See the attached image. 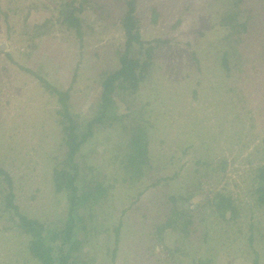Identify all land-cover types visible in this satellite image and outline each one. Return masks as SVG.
Segmentation results:
<instances>
[{"label":"rangeland","instance_id":"obj_1","mask_svg":"<svg viewBox=\"0 0 264 264\" xmlns=\"http://www.w3.org/2000/svg\"><path fill=\"white\" fill-rule=\"evenodd\" d=\"M63 1L0 0V264H43L10 203L42 224L52 264H264V0H132L130 56L148 63L105 111L131 0ZM69 126L84 134L71 162Z\"/></svg>","mask_w":264,"mask_h":264},{"label":"trees","instance_id":"obj_2","mask_svg":"<svg viewBox=\"0 0 264 264\" xmlns=\"http://www.w3.org/2000/svg\"><path fill=\"white\" fill-rule=\"evenodd\" d=\"M120 1V0H118ZM75 0H64L62 3H59L57 5L56 8H58V10H60V8L62 10L66 9V8H71L73 10V13H75V10H81V5H83L86 2H90V0H80V4L79 6L73 7ZM123 2V1H122ZM133 1H126L124 3L125 6V12L123 13V16L121 17V26L123 28V32H124V37H125V53L124 55L121 57L120 59V67L118 68V70L116 72H114L113 74L108 75L107 77H105V79L102 80L100 86H101V91H100V95H99V103L101 104V107L103 109V111H105L107 109V107H110V105L113 106V98H112V94H115L116 90L120 89V90H125V87L122 86V83H127L129 84L128 87L132 88L134 91L137 90V93L139 91V86H138V82L140 79H142L143 75H139L135 70L142 67L146 66L148 62H144L143 64L139 63V60L137 58H132L130 56V49L132 47L133 44L136 43H140L141 41H138L140 38V35L138 33V28H137V19L135 17V13H134V6H133ZM80 7V8H79ZM237 13H234L232 15H230L232 17V20L234 17H236ZM63 24H67V25H75L78 26L79 21L77 19H74V16H71L63 21ZM234 27V26H233ZM229 37V36H228ZM227 37V38H228ZM234 49V47H233ZM150 49H148L149 51ZM149 53V52H148ZM228 61L229 58L227 56L226 53L223 54L222 56V65L224 67H226L228 65ZM45 87H47V89H49L48 85H45ZM50 92L55 94L58 102L63 105V108H66V100L68 99V93L66 92H60L58 90L52 89L50 88ZM65 110V109H64ZM66 111V110H65ZM102 111V113H103ZM66 113V112H65ZM101 113V114H102ZM102 115H100L97 120L101 121L102 120ZM96 118L93 119V121H97ZM73 130H75L74 126H69L67 132H68V137L69 140L68 142H65V146L67 147V160L69 162H71L75 155L77 154V152L79 151L80 148V143H82L84 141V134H81V138H79L78 136H80L79 134H76V132H74ZM79 138L78 141H76V139ZM131 144H133V146L136 148H141V146H144L145 142L141 139L138 140V138L133 139L131 142ZM136 151V150H135ZM137 154L133 155V157H131V159L133 161L137 160ZM73 167V166H72ZM259 175H261V182H264V166L261 167L259 169ZM76 173V172H75ZM70 174L68 176V179L66 181V183L69 185V188L71 189L70 192V196H69V213L74 211L76 209V207L79 205L80 201L84 200V198H78L77 196H75V193L77 192V188L73 186L74 180L76 178V174ZM0 174H2V171H0ZM55 174V171H54ZM5 175V174H4ZM59 175H62L61 173H59ZM5 178L8 179L7 176H5ZM53 180V187L55 189V191L61 190L62 187L61 185H59L60 181L59 179L56 178V180L54 178H52ZM9 187L11 186V183L8 181ZM257 193H258V202L259 203H263L264 202V185L262 183V188H258L257 189ZM92 193L90 192H86L87 197H91ZM98 194V193H97ZM9 195H11L10 197L12 198V194L10 193ZM10 207L14 209L15 214L17 216L18 222H19V226L21 228V230H23V232L25 233H30L34 239L29 240V251L31 252L32 250V254L34 255L35 258H37L38 260H40L41 263L43 264H52V258H50V253H49V249L47 247L44 246V244L42 243V239L40 238V231L42 230V224L38 223L37 221L34 220H30L29 218L25 217L24 215L20 214V212L18 211V208L10 203ZM69 223L67 225V228H65L64 230V234L65 236L63 237V241L67 242L71 233V228L74 227V223L73 220L68 219ZM191 223L188 222V225H190ZM118 230V226L114 228V232H117ZM31 236V237H32ZM250 236V235H249ZM46 250V251H44ZM58 264H62L64 263L63 258H60ZM255 264V263H253Z\"/></svg>","mask_w":264,"mask_h":264},{"label":"crops","instance_id":"obj_3","mask_svg":"<svg viewBox=\"0 0 264 264\" xmlns=\"http://www.w3.org/2000/svg\"><path fill=\"white\" fill-rule=\"evenodd\" d=\"M194 248H195V250H194V252H195V254L197 253H200V251H201V248H200V246H199V244L195 247L194 246ZM220 255H223V256H227V258L226 259H222L221 258V261L220 260H218V258H217V262H215V263H217V264H233V261L236 259V257H237V259H238V257H239V255L238 256H234V255H230V258L228 257L229 255H227V253H223L222 251H218L217 253H216V256H220ZM232 256V257H231ZM243 257V256H242ZM238 260H240L241 261V264H248V262L247 261H245L246 259H244V257H243V259L242 258H240V259H238ZM245 262V263H244ZM194 264V263H193ZM197 264V263H196ZM251 264V263H250Z\"/></svg>","mask_w":264,"mask_h":264},{"label":"water","instance_id":"obj_4","mask_svg":"<svg viewBox=\"0 0 264 264\" xmlns=\"http://www.w3.org/2000/svg\"><path fill=\"white\" fill-rule=\"evenodd\" d=\"M70 11L68 10L67 13H69ZM64 16H65V13H64Z\"/></svg>","mask_w":264,"mask_h":264}]
</instances>
